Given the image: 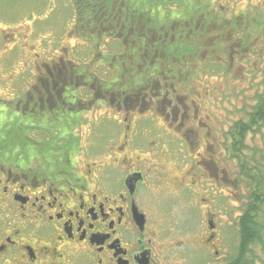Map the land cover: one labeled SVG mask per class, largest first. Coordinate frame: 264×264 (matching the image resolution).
<instances>
[{"label":"flooded vegetation","instance_id":"flooded-vegetation-1","mask_svg":"<svg viewBox=\"0 0 264 264\" xmlns=\"http://www.w3.org/2000/svg\"><path fill=\"white\" fill-rule=\"evenodd\" d=\"M155 1L133 0V9L124 1H113L105 8L106 31L95 47L76 34L77 9L72 0L75 20L64 39L69 37L74 42L48 51V55L37 54L31 63L26 61L27 54L21 53L18 64L0 69L3 80L8 81L0 84L7 91L0 93V136H4L0 139V264H264V232L262 239L248 241L249 233L242 232L240 220L238 247L228 245L225 252L216 213L194 206L197 199L189 182L199 179L203 167L198 164L205 162L199 160L183 170L189 165L186 155L178 161V153L172 154L178 162L171 164L161 161L162 153L156 162L134 150L142 145L139 135L150 131L153 123L158 133L163 134L165 127L174 131L170 137H176L181 153L186 148L193 150L195 141L200 144L204 140L213 146L217 114L207 101L202 102L201 95L191 96L193 91L198 94L203 80L198 75L186 80L187 66L198 72L195 69L202 67L204 57L221 52L224 67L220 73L228 70L231 75L235 66L250 57L258 71L264 72L263 24L262 31L255 33L259 29L255 16L264 11V0H196L199 19L194 28H188L184 13L179 32L178 26L169 28L161 21V16L167 18L170 12L165 4L171 6L173 0H157L163 5L157 13ZM176 6L187 12L181 1ZM4 35H9L6 44H19L11 34ZM222 36L225 41L219 40ZM75 45L90 53L84 65H90L98 52L114 56L108 65L94 64L93 70L101 73L98 81L86 78L84 65L72 59L70 52ZM187 49L194 54L188 59ZM174 54L171 68L185 72L178 76L165 72L169 64L166 59ZM127 68L131 78L126 77ZM107 69L111 71L108 78ZM116 84L133 88L115 92ZM263 91L264 77L254 100ZM169 109L172 120L161 124L159 115L169 117ZM201 114L213 118V123L206 122ZM18 115L34 123H23ZM69 116L79 144H70L61 157L58 151L50 156L46 147L61 141L56 136L59 130L51 125L61 124ZM83 123L93 126L90 137H82L78 131ZM17 124L35 144L27 145L26 139L24 145L11 146L10 136ZM263 127L264 120L252 133L261 132ZM229 131L226 138L232 153L234 139ZM250 134L244 141V159L264 162V155L259 158L262 154L249 145ZM100 135L105 139L103 148ZM12 152H16L15 158ZM198 167L201 170L195 171ZM188 174L191 177L186 182L184 176ZM185 188L191 197L178 199L177 193ZM147 191L152 192L151 200ZM160 194L175 195L171 202L189 201L197 216L205 211L206 222L196 223V217L193 222L180 223L177 229V224L169 222V206L158 209L153 205ZM256 244L259 252L253 248Z\"/></svg>","mask_w":264,"mask_h":264},{"label":"rangeland","instance_id":"rangeland-1","mask_svg":"<svg viewBox=\"0 0 264 264\" xmlns=\"http://www.w3.org/2000/svg\"><path fill=\"white\" fill-rule=\"evenodd\" d=\"M256 15H258L255 17L259 22V29L257 28L255 33H258V31H262L261 22L264 19V11H258ZM74 20L75 9L72 0H0V69L4 70L7 67L18 64L21 53L27 54L26 61L31 63L42 53L43 55H48L50 50L54 52L53 50L60 46H69L70 42H74V40L69 37L64 38L69 29L73 27ZM4 33L11 34L14 41H18L19 44L14 45L11 41L6 44L5 41L9 38V35L5 36ZM77 40L81 41L80 39ZM77 40H75V43ZM5 49H13V51L7 52ZM89 55L90 53L88 52L77 51L72 56V59L76 63L83 64ZM226 72V74L220 73L206 76L205 71L200 68L197 78L203 81L200 83L198 94L195 91L191 94L194 98H199L201 95L202 102L207 101L209 103L207 106H212L213 111L217 114L214 135L212 136L216 137V140L213 141V146H211V143L206 144L204 140L200 144L195 141L193 150L186 148L182 154L179 151L181 147L176 137H170L174 131L170 127H165L162 130L163 134L158 133L154 129L153 123V128L150 131L147 129L144 131V133L148 131L146 134L139 135L141 138L139 139L140 144L142 145L134 149L135 151L139 150L137 151L138 155L150 157L156 162L158 160L157 155L162 153L161 161L171 164L172 162L183 161L182 158L186 155V162H189V165H184L182 167L183 170H188L191 163L199 160L205 162L198 164L203 167V171L198 172L201 175L199 179H195L194 183L189 182L191 185L189 188L195 194L194 200L197 199V205H194L197 209L203 207L208 210L212 209L216 213V223L218 224L220 236L223 238L225 252L228 245L230 247H238L240 242L239 221L248 209L249 196L254 189L252 179L242 173L240 163L233 159L228 151L229 142L226 135L228 129L235 121L240 118L247 119V113L250 111L251 105L255 103L254 96L262 88V79L264 77V72L258 71L255 63L251 61V57L248 61H244L243 65L235 66L231 75L228 70ZM3 78L2 72L0 74V84H8V81L3 80ZM0 93L4 95L7 94V91H4V88L1 87ZM169 111L171 113L169 117L165 115L163 118L159 115L161 124L168 125L172 120L173 113L170 109ZM87 116L88 114L85 115V117ZM203 116L206 122L213 123V118L206 115ZM177 122H180V119ZM109 123L114 124L112 122ZM109 123L107 125L110 126ZM125 124V121H123V126ZM121 126L120 123L117 128ZM92 128L93 126L90 123H83L78 131H80L82 137H90L91 131L93 135ZM139 128H142V125H139ZM113 140L117 141V137H114ZM169 140H173L175 146ZM99 141L103 148L106 145L104 144L103 135H100ZM154 141L157 142V145ZM146 142H149V144H146ZM112 143L115 142L112 141ZM248 143L262 154L258 156L262 158L264 155V127L261 132L251 133L248 136ZM16 146L14 145V148ZM174 150H176V153H174ZM177 153L178 157L176 158H178V161L172 159V154L177 155ZM213 153H215V157H213ZM10 155L15 158L16 152H12ZM260 165H264V162L253 163V166L257 169V175L260 174ZM198 170H201V167L195 168V171ZM185 177L187 182L191 176L188 174ZM186 190L187 188L178 192L177 198L182 200L189 199L191 196L189 191L187 192ZM146 193H149V200H151L152 192L147 191ZM160 196L156 195L157 198L153 205L158 209L169 206V213L172 212L169 222L172 225L177 224V229L180 228V223L193 222L196 217V223L206 222L205 211H200L202 215L197 216V212L190 208L192 205L188 204L189 201H186V203L184 201L171 202L170 200L175 195L166 194L162 197L160 194ZM261 223H264L263 220ZM253 248H255V252H259L258 249H261L258 244Z\"/></svg>","mask_w":264,"mask_h":264},{"label":"trees","instance_id":"trees-1","mask_svg":"<svg viewBox=\"0 0 264 264\" xmlns=\"http://www.w3.org/2000/svg\"><path fill=\"white\" fill-rule=\"evenodd\" d=\"M115 0H73V2L76 5L77 9V21L75 25V31L76 34L83 40H87L92 43L93 46L97 47L96 45L100 43L102 35L105 33V29L103 28L104 25L108 23V19L104 18L105 8L110 6L112 2ZM117 1H124L127 3V5L133 9L134 5L132 3L133 0H117ZM182 2L186 5V11L183 12V10H178L176 3ZM196 0H173V5L170 6V4H165L168 9L169 13H167L168 17L165 18L161 16V21L164 26H168L169 28L174 24L178 26L177 32L180 31V24L179 21H183V14L187 13V22L188 28H194L195 21L199 19V15L197 14V10H199V5L197 4ZM162 4L157 3V0L153 3V7L155 8V12H158L159 8H162ZM174 6V7H173ZM207 10V9H205ZM161 13V12H160ZM206 13H208L206 11ZM205 15V14H204ZM259 23V22H257ZM264 26V22H261ZM254 24V23H253ZM241 29V28H240ZM243 30V29H241ZM118 30H116L117 32ZM109 32H114L113 30H109ZM75 34V35H76ZM76 35V36H77ZM253 35V34H252ZM77 36V37H78ZM85 38V39H84ZM179 39V36L177 37ZM219 40L225 41L226 37L222 36ZM254 40V39H253ZM247 44L248 38H247ZM251 43V42H250ZM246 45V44H244ZM76 47H73V51L70 52L71 55H75L77 51L86 52L85 49H82V46L75 45ZM173 47V46H172ZM177 48L180 46H176ZM78 48V49H77ZM175 51H177L175 49ZM188 53L186 54V59L191 58L194 56V54L190 51H193L192 49H187ZM223 53H209L206 57H204V62L202 64V68L206 74H213V73H220L222 72V68L224 67L223 62L224 60L222 57ZM89 57V56H88ZM88 57L85 59V61L88 59ZM175 54L171 55V58L166 59L169 60V64L167 65L168 68L165 69V72H171V74H174L178 76L180 73H185L184 70H175L174 68H171V64L175 63L174 59ZM113 57L110 55L100 54L99 52L97 55H94L93 62L90 65H84L82 64V68L84 69L85 76L88 79L96 80L98 81V78L101 76L100 72H97V70H93L94 64L97 65L101 62V64L107 63V65L113 61ZM165 60V61H166ZM189 63V62H188ZM190 64V63H189ZM127 75L126 77L131 78V69L127 68ZM198 68L195 70H199ZM101 70V69H100ZM116 70L115 64L113 67V71ZM83 72V74H84ZM111 71L107 69V78ZM196 75H198V72L194 71L192 66H187L186 69V80H193ZM131 84V83H130ZM113 84L107 85L108 88H110ZM106 87V88H107ZM130 90L133 88L132 85L128 86L126 84L122 85H115V89L113 91L118 92L119 90H123L126 88H129ZM190 93L193 91L189 87ZM255 104L251 105L250 111L247 113V119L240 118L239 120L235 121L234 124L230 127L229 133H231L232 138L234 139V145L231 156L238 159L240 163V169L242 173L248 177L249 179H252L253 183V190L249 196V204L248 209L246 213L242 216L241 222H242V232L245 231L247 234V240L248 241H258V239H262L261 234L264 232V225H258L257 222H264V175L262 174V167L264 168V165H260L259 175L256 172L257 169L253 166L254 162H246L244 159L245 150L247 146L244 144V141L249 133H252L254 130V127L257 126L261 121L264 120V91L259 94L258 98L255 97ZM19 121H23V123H34L33 119L30 118V121H24L23 116L18 115ZM37 124L40 123V120H36ZM23 123L21 126H23ZM72 122V118L69 116L68 119H65L61 122V124H53V128L58 129L59 132L56 136L59 137L60 142L55 141L52 142V145H48L46 147V153L51 155H54L58 151V156L61 157V155H64L65 150L70 147V144H79L78 137L74 134L75 125ZM43 124V123H42ZM41 125V124H40ZM15 131H12V136H10L11 139V146L12 145H24V142L27 140L28 144H35L36 142L32 139L27 138L28 134L27 132H23L21 128L17 125L14 126ZM37 128H42L41 126ZM4 136H0V139H3ZM26 142V143H27ZM25 143V144H26ZM62 145V146H61ZM228 151L230 152V147L228 146ZM55 156V155H54ZM257 175V176H256ZM243 224H246V228L243 227ZM236 262L238 263L237 259Z\"/></svg>","mask_w":264,"mask_h":264}]
</instances>
